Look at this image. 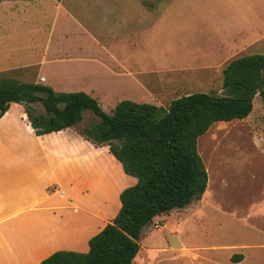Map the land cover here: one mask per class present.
<instances>
[{"label":"crops","instance_id":"1","mask_svg":"<svg viewBox=\"0 0 264 264\" xmlns=\"http://www.w3.org/2000/svg\"><path fill=\"white\" fill-rule=\"evenodd\" d=\"M111 3L0 0V75L28 71L34 77L32 82L46 83L55 91H82L93 96L106 112L123 98L162 106L157 104L159 94L152 89L161 84L158 77L150 69L139 72V32L133 40V27L144 19L151 20L140 16L138 8ZM219 3L235 5L225 24L202 12V25L195 34L171 45L168 39L164 44L166 48L187 46L186 39L194 34L198 38L196 53L188 61L210 73L222 71L230 60L249 50L264 54V0ZM79 5L89 6L96 14L75 18L72 9L79 11ZM241 6L249 9L242 12ZM144 7L153 11L160 8ZM128 11L130 17H124ZM128 24L129 33H122ZM176 53L173 62L184 60V53L179 52V59H175ZM184 66L180 62L177 69ZM100 148L106 149V157L101 154L108 163L105 168L111 171L109 182L128 180L118 189L119 198L121 190L136 179L123 171L106 145L94 146L72 128L36 135L23 107L16 102L9 104L0 117V264H38L56 250H88V239L116 215L117 206L113 207L105 194L96 201L95 209L67 199L54 201L50 195L57 190L55 186L63 185L75 187L89 200L93 189L90 180L98 178L100 170ZM68 211L80 215L70 218ZM19 218L33 223L28 233ZM14 220L16 223L8 226ZM94 220L98 221L94 231L81 237L79 232L92 228ZM21 234L26 235L23 241Z\"/></svg>","mask_w":264,"mask_h":264},{"label":"rangeland","instance_id":"2","mask_svg":"<svg viewBox=\"0 0 264 264\" xmlns=\"http://www.w3.org/2000/svg\"><path fill=\"white\" fill-rule=\"evenodd\" d=\"M84 1L87 0H77ZM109 1L112 2L111 6H118L115 2H122V5L138 8L140 16L149 17L151 23L154 19L152 24L147 19L140 21L132 31L133 40L139 32V72L150 69L161 83H156L152 88L159 94L157 104L165 107L172 99L194 92L222 94L223 70L210 73L197 65L192 66L188 60H192L196 53L195 45L198 42L195 40L198 38L193 36L197 27L202 25L201 13L225 24L235 5H222L219 3L221 0ZM144 5L160 8L153 11ZM77 7L80 10L72 9V13L80 20L83 14L87 18L96 14L89 6ZM248 9L245 6L240 8L242 12ZM130 13L124 12L123 16L130 17ZM129 26H124L122 33H129ZM191 33L194 34L186 39L187 46H164L168 39L171 45L173 41ZM179 52L184 53L182 56L185 61L181 59L173 62L175 53V59H179ZM252 52L249 50L240 56ZM180 62L186 66L177 69ZM8 75L22 81H34L32 74L25 70ZM33 105L37 111H43L40 103ZM83 116L81 126L93 118L90 111H84ZM105 151L99 149L101 157L97 160L100 170L96 172L98 178L90 180L93 189H90L89 200L86 195H80L75 187L65 188L63 185L55 186L57 190L51 193L50 199L60 202L67 199L95 209L96 201L105 194L118 211V189L128 180L123 179L121 184L109 182L111 171L105 168V165L108 166ZM197 151L207 171L206 190L200 199L156 216L143 227L139 239L140 249L133 264H264V101L261 97L258 94L253 97L252 109L246 117L214 122L198 137ZM61 189L66 191L64 195L59 193ZM78 215L79 212L68 211L70 218ZM97 222L94 220L93 227L88 231H80L79 235L83 237L94 231ZM15 223L14 220L7 224L13 226ZM23 225L26 233L33 227L29 221H23ZM70 226L68 231H71ZM25 237L21 234L20 240L23 241ZM239 254L242 259L232 258Z\"/></svg>","mask_w":264,"mask_h":264},{"label":"trees","instance_id":"3","mask_svg":"<svg viewBox=\"0 0 264 264\" xmlns=\"http://www.w3.org/2000/svg\"><path fill=\"white\" fill-rule=\"evenodd\" d=\"M222 74L221 95L194 92L172 99L166 107L123 99L110 113L82 91L60 92L0 75V117L11 102L19 103L36 135L72 128L92 145H106L123 171L136 179L121 190L119 210L88 239L86 252L60 249L38 264H133L144 226L201 198L207 171L197 139L216 121L246 117L256 94L264 101V54L238 56ZM84 111L93 118L81 126ZM232 258L240 260L242 255Z\"/></svg>","mask_w":264,"mask_h":264},{"label":"built area","instance_id":"4","mask_svg":"<svg viewBox=\"0 0 264 264\" xmlns=\"http://www.w3.org/2000/svg\"><path fill=\"white\" fill-rule=\"evenodd\" d=\"M44 80V77H40V81H43Z\"/></svg>","mask_w":264,"mask_h":264},{"label":"water","instance_id":"5","mask_svg":"<svg viewBox=\"0 0 264 264\" xmlns=\"http://www.w3.org/2000/svg\"><path fill=\"white\" fill-rule=\"evenodd\" d=\"M258 87H259V86H258ZM258 87H257V88H258Z\"/></svg>","mask_w":264,"mask_h":264},{"label":"bare ground","instance_id":"6","mask_svg":"<svg viewBox=\"0 0 264 264\" xmlns=\"http://www.w3.org/2000/svg\"><path fill=\"white\" fill-rule=\"evenodd\" d=\"M206 190V189H205Z\"/></svg>","mask_w":264,"mask_h":264}]
</instances>
